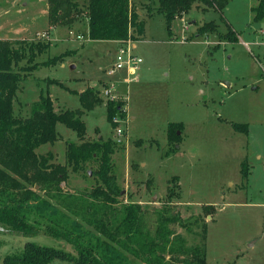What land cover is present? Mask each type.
I'll use <instances>...</instances> for the list:
<instances>
[{"label":"rangeland","instance_id":"obj_1","mask_svg":"<svg viewBox=\"0 0 264 264\" xmlns=\"http://www.w3.org/2000/svg\"><path fill=\"white\" fill-rule=\"evenodd\" d=\"M257 1L229 0L223 11L194 4L183 18L172 21L171 30L161 12L148 16L143 11L145 31L133 40L143 61L135 79L126 82L120 76L123 71L107 73L117 43L90 38L83 14L52 20L48 0H0V41L16 46L26 40L50 42L36 57L39 67L18 83L14 113L28 117L42 93L51 96L57 110L83 109L86 139H119L111 154L122 188L118 206L139 203L151 228L163 209L179 212L184 226L170 227L186 246L204 247L209 264H264V17L254 19ZM210 20L222 33L231 24L238 39L218 32L196 35L197 27ZM42 32L49 33L48 38ZM79 33L83 38L76 37ZM64 52L62 60L43 63ZM111 78L121 92L112 100L125 101L119 122L108 118L109 100L101 94ZM88 87L98 90L102 101L83 99ZM171 122L181 123L176 142L168 138ZM232 122L247 124L248 131L235 129ZM56 129L57 140L35 149L45 166L28 159L14 175L42 194L57 181L64 192H88L96 184L92 176L98 163L68 161L66 140L79 138L62 122ZM50 162L65 164L56 170L63 178L56 179ZM0 225L5 228L0 230V264L7 253L20 251L30 240L73 251L63 239L45 233L26 237ZM176 235L170 237L175 240ZM49 264L75 263L55 259Z\"/></svg>","mask_w":264,"mask_h":264},{"label":"trees","instance_id":"obj_2","mask_svg":"<svg viewBox=\"0 0 264 264\" xmlns=\"http://www.w3.org/2000/svg\"><path fill=\"white\" fill-rule=\"evenodd\" d=\"M157 1V5H153L152 0L138 5L131 0H48V13L52 20L73 13L83 14L87 17L90 38L126 40L129 37L138 39L139 34L143 33L146 18L140 13L142 8L148 16L154 11L161 12L167 29L171 30L172 21L183 17L194 4L203 9L223 11L229 2ZM252 9L254 19H262L264 0H258ZM227 25L225 33L218 32L217 24L210 20L197 27L196 35L218 32L221 37L236 41V30L231 24ZM49 45L47 39L35 42L26 40L18 46L0 41V151L5 150L4 154H0V224L26 237L45 233L63 239L72 245L73 251L30 240L20 251L7 253L3 264H49L55 259L75 264H209L204 247L186 246L180 235H176L170 227L171 224L184 226L185 221L179 212L163 209L156 227L151 228L146 223L143 207L139 203L130 201L117 205L122 188L112 169L111 154L118 140L105 139L103 136L86 139L83 109L57 110L51 96L42 93L39 100L32 104L28 117L23 118L14 113L18 83L39 67L36 57ZM65 53L55 55L43 63L62 60ZM24 60L25 63L21 64ZM98 92L88 87L81 97L94 103L102 101ZM124 105L125 101L121 98L107 101L108 118L113 121L114 115L123 116ZM57 122L75 130L80 141L66 140L68 161L98 163L92 176L96 184L88 192H64L57 181L46 194H42L24 181L20 183L14 175L21 173L28 159L45 166L44 161L39 162L35 149L43 143L58 139ZM180 125V122L169 124V140L176 142L179 139L180 135L176 131ZM232 125L237 130L248 131L245 123L232 122ZM48 167L51 172L55 171L53 174L57 180L63 178L56 170L65 168V164L50 162ZM242 171L246 176L244 165ZM176 178L175 175L173 180L176 181ZM171 234L176 235L175 240L170 237ZM165 252L170 255L169 258H166ZM139 259L144 263H139Z\"/></svg>","mask_w":264,"mask_h":264},{"label":"built area","instance_id":"obj_3","mask_svg":"<svg viewBox=\"0 0 264 264\" xmlns=\"http://www.w3.org/2000/svg\"><path fill=\"white\" fill-rule=\"evenodd\" d=\"M42 37H47V33H42ZM78 39L83 38L82 34H77ZM136 39L131 37L126 40H117L118 47L115 51L113 57L114 62L108 68L107 73L110 76H114L118 71H123L121 77H125V81L129 82L135 79V74L138 71L143 59L141 56L134 51L136 47ZM120 86L114 78L106 81L102 87L101 94L106 98V100H112L120 94ZM119 115H114L113 121L119 122ZM116 132L118 135L122 134L123 130L120 127H116ZM119 141V139H117Z\"/></svg>","mask_w":264,"mask_h":264},{"label":"crops","instance_id":"obj_4","mask_svg":"<svg viewBox=\"0 0 264 264\" xmlns=\"http://www.w3.org/2000/svg\"><path fill=\"white\" fill-rule=\"evenodd\" d=\"M131 1H132V2H135L134 0H131ZM146 2H147V1H146ZM135 4H137V3H135ZM142 4H143V3L138 4V5H142ZM143 11H145L144 8H142V10L140 11V13H143ZM185 14H186V13H185ZM185 14H184V15H185ZM184 15H183V17H184ZM183 17H181V18H183ZM175 19H177V18H175ZM51 26H52V25H51ZM144 31H145V28H144ZM144 31H143V33H144ZM70 32H71V30H70ZM42 33H44V32H42ZM42 33H41V34H42ZM143 33L139 34V36L142 35ZM41 34H40V35H41ZM47 34H48V36H49V33H47ZM79 34H82V33H79ZM82 35H83V34H82ZM48 36H47V38H48ZM139 36H138V37H139ZM109 40H110V41H113V42H115V43H117V46H118V42H117V40H113V39H109ZM137 40H138V39H137ZM48 41H49V40H48ZM136 43H137V42H136ZM109 55H110V57H111V56H112V52H109ZM121 75H122V74H120V76H121ZM120 76H119V77H120Z\"/></svg>","mask_w":264,"mask_h":264},{"label":"water","instance_id":"obj_5","mask_svg":"<svg viewBox=\"0 0 264 264\" xmlns=\"http://www.w3.org/2000/svg\"><path fill=\"white\" fill-rule=\"evenodd\" d=\"M91 173V172H90ZM5 228L3 226L0 225V230H4Z\"/></svg>","mask_w":264,"mask_h":264}]
</instances>
